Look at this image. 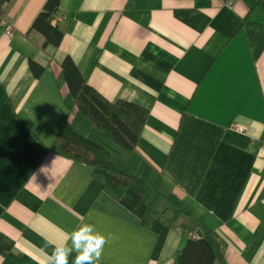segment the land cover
Returning a JSON list of instances; mask_svg holds the SVG:
<instances>
[{"label":"crops","instance_id":"crops-1","mask_svg":"<svg viewBox=\"0 0 264 264\" xmlns=\"http://www.w3.org/2000/svg\"><path fill=\"white\" fill-rule=\"evenodd\" d=\"M45 1L11 0L0 10V264H45L47 242L82 222L111 236L100 264H177L198 231L218 263L264 264L259 0H61L53 21L62 42L42 48L31 25ZM65 57L110 102L149 111L137 147L112 158L152 184L144 201L169 227L158 256L159 234L110 197L90 167L52 150L66 121L82 134L86 127L84 135L93 128L67 87Z\"/></svg>","mask_w":264,"mask_h":264},{"label":"trees","instance_id":"trees-1","mask_svg":"<svg viewBox=\"0 0 264 264\" xmlns=\"http://www.w3.org/2000/svg\"><path fill=\"white\" fill-rule=\"evenodd\" d=\"M11 0H0V10L5 11ZM61 0H46L43 9L34 18L31 29L42 33L47 44L58 47L64 36L60 25L54 23L60 10ZM264 23V0L257 3ZM30 40L33 38L28 35ZM35 77L40 76L43 67L30 62ZM61 69L67 87L74 99L78 113L93 127L101 130L108 138V143H100L79 133L70 122L66 121L56 134L52 150L71 161L90 167L92 176L100 181L104 191L122 206L139 216L143 226L159 234L154 256H158L169 227L151 204L144 201V196L152 184L128 173L116 166L112 155L131 152L140 140L141 131L148 117V109L125 100L110 102L80 73L71 57H65ZM177 210L175 214L178 212ZM177 264H220L216 248L208 236L189 238L179 254Z\"/></svg>","mask_w":264,"mask_h":264},{"label":"clouds","instance_id":"clouds-1","mask_svg":"<svg viewBox=\"0 0 264 264\" xmlns=\"http://www.w3.org/2000/svg\"><path fill=\"white\" fill-rule=\"evenodd\" d=\"M71 239V246L67 240ZM111 236L96 230L95 223H81L70 235H66L59 243L49 240L47 243L53 251L45 264H69V257L76 253L74 264H100L105 245Z\"/></svg>","mask_w":264,"mask_h":264},{"label":"built area","instance_id":"built-area-1","mask_svg":"<svg viewBox=\"0 0 264 264\" xmlns=\"http://www.w3.org/2000/svg\"><path fill=\"white\" fill-rule=\"evenodd\" d=\"M226 1V3H228V5L231 7L232 6V3L231 2H228L229 0H224ZM4 32L9 35V36H14L16 31L14 29V27L11 25V24H4ZM240 132H243V129H240ZM189 237L191 238H197V234H192V235H189Z\"/></svg>","mask_w":264,"mask_h":264},{"label":"rangeland","instance_id":"rangeland-1","mask_svg":"<svg viewBox=\"0 0 264 264\" xmlns=\"http://www.w3.org/2000/svg\"><path fill=\"white\" fill-rule=\"evenodd\" d=\"M83 121H85V119H83L82 117H80ZM86 122H88L87 120H86ZM92 130H91V132L90 133H87V134H89L88 136L90 137V138H93L94 140H100V139H97L98 137H96L95 136V134H94V131H98L99 133H102L101 132V130H99L98 128H95V127H93V128H91ZM81 130V132H83L84 134H85V132H86V130H87V128L86 127H84V129L82 128V129H80ZM87 134H86V136H87ZM100 142V141H99ZM171 210H175V208H174V206H172V204H170V208L168 209V211H167V214L168 213H170L171 212ZM189 238H191V237H188V239ZM192 239H195V238H192Z\"/></svg>","mask_w":264,"mask_h":264},{"label":"water","instance_id":"water-1","mask_svg":"<svg viewBox=\"0 0 264 264\" xmlns=\"http://www.w3.org/2000/svg\"><path fill=\"white\" fill-rule=\"evenodd\" d=\"M203 233L201 231H198V237H202Z\"/></svg>","mask_w":264,"mask_h":264}]
</instances>
